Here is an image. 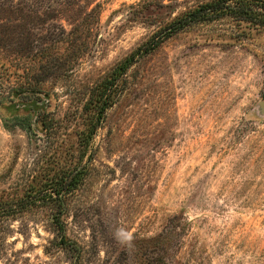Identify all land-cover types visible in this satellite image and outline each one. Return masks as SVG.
Listing matches in <instances>:
<instances>
[{
	"label": "rangeland",
	"instance_id": "obj_1",
	"mask_svg": "<svg viewBox=\"0 0 264 264\" xmlns=\"http://www.w3.org/2000/svg\"><path fill=\"white\" fill-rule=\"evenodd\" d=\"M209 1L21 4L0 50V264H264V28L165 31ZM164 31L81 152L90 90ZM76 168L62 205L29 197Z\"/></svg>",
	"mask_w": 264,
	"mask_h": 264
},
{
	"label": "trees",
	"instance_id": "obj_2",
	"mask_svg": "<svg viewBox=\"0 0 264 264\" xmlns=\"http://www.w3.org/2000/svg\"><path fill=\"white\" fill-rule=\"evenodd\" d=\"M60 4L63 0H50ZM67 5L74 3V0H66ZM77 1V0H76ZM46 0H0V50L7 47L5 45L11 35L9 29L15 27L20 29L21 23V4L39 5ZM47 3V2H46ZM48 4H51L48 2ZM94 11V9H92ZM92 13V12H91ZM233 18L264 28V0H211L193 10L188 11L180 19H177L167 30L169 35L175 31L182 30L184 27L212 22L224 18ZM162 34L150 39L147 43L140 46L128 57L118 63L98 84L90 90V97L85 104V110L92 113V123L89 127L78 135L80 151L85 152L92 144L97 130L104 121L106 112L111 108L117 96L123 91V78L127 72L137 64L142 58L154 52L162 42L166 34ZM17 31H14L15 34ZM157 37H159L157 39ZM8 44V43H7ZM1 52V51H0ZM13 94L21 96V85L14 87ZM27 92V91H26ZM83 176V170L74 169L73 171H63L56 178L52 179L44 188H40L33 195H29L34 202L56 201L62 205L63 199L70 192L74 191L80 184ZM28 198V195H26ZM26 198L18 204V210L25 209ZM17 208V207H16ZM20 208V209H19ZM13 210V211H12ZM16 209L10 207L8 212H14ZM155 241H159L158 239Z\"/></svg>",
	"mask_w": 264,
	"mask_h": 264
},
{
	"label": "water",
	"instance_id": "obj_3",
	"mask_svg": "<svg viewBox=\"0 0 264 264\" xmlns=\"http://www.w3.org/2000/svg\"><path fill=\"white\" fill-rule=\"evenodd\" d=\"M259 113L264 116V102L259 103Z\"/></svg>",
	"mask_w": 264,
	"mask_h": 264
}]
</instances>
